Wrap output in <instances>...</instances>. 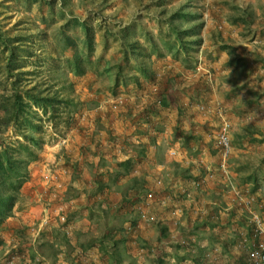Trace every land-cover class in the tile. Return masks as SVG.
<instances>
[{
  "label": "rangeland",
  "instance_id": "1",
  "mask_svg": "<svg viewBox=\"0 0 264 264\" xmlns=\"http://www.w3.org/2000/svg\"><path fill=\"white\" fill-rule=\"evenodd\" d=\"M188 1L0 0V32L6 37L24 38L29 47L32 57L23 52L20 45L16 46L18 61L27 62L23 71L29 74V86L39 85L50 93L62 90L61 95L79 105L75 114H69L70 108L61 106L62 113L56 122L46 118L42 120L43 133L38 135L42 142L41 149L35 148L39 159L30 165L28 180L23 184L13 215L1 230L3 244L0 246V264H12L10 257L14 255L22 258V264H33L32 256L38 257V264H76L81 246L103 236L109 241L112 234L108 232L114 228L121 230L117 237L123 238L125 228L131 224L139 231L138 238L157 249L155 253L149 252L148 258H139L136 264L144 258L146 261H142V264H151L159 254L169 257V254L178 252L184 256L177 247L181 238L179 228L184 229L185 226L182 225L186 224L189 217L186 215L187 219H180L181 222L175 224L177 221L173 222L168 218V209L152 201L149 206L146 203L143 206L151 216L157 217L156 224L149 225L150 223L139 217L136 206L142 204L141 199L146 190L161 200L165 199L164 194L169 191L177 200L179 188L191 177H197L200 169L208 167L206 170L218 174L220 156L217 143L211 136L217 134L220 122L214 114L194 110L187 112V117L183 116L180 130L175 127L174 121L172 124L168 121L167 126L157 123L156 128L161 132L157 137L156 147H147L145 153L140 154L142 147L138 142L142 134L133 135L135 141L138 139L137 143H133L132 139L139 122L131 125L129 130L128 126L117 123L116 115L111 112L114 97L111 90L114 88L116 69L108 74L106 68L115 66L117 60L111 54L119 55L117 52L120 46L114 42L113 37H109L107 42L103 41L101 27L118 31L120 24L126 25L140 20L160 45L159 25L154 19L155 16L164 8L169 11L187 4ZM48 2H52L53 6H49ZM193 4L195 7L192 11L205 16L202 19L205 22L202 50L206 63L204 68L211 72L212 83H207L198 73L187 78L184 68L179 67H174L172 80L175 82L176 78L177 83H182L179 95L184 101L188 97L204 94L198 98L199 103L218 100L227 107L232 143L228 160L230 176L234 186L238 188L244 175H257L261 187L256 194H261L260 200L263 202H257L254 210L262 213L264 72L261 71V66L264 63V40L259 37L261 34L264 37V0H195ZM51 10L54 15L47 23L44 20ZM75 20L86 21L95 37L92 55L81 63L84 73L80 76H76L69 63L72 49L63 52L65 35L77 42L73 49L78 52L82 49L86 36L79 25H72ZM225 47L229 49H224ZM193 54L196 57L197 53ZM7 55L8 51L3 46L0 47V82H4L7 77L4 72ZM86 56L85 52L84 58ZM232 56L242 61L233 73L226 69ZM0 94H3L2 90ZM134 102L141 105L140 99ZM170 103H175L173 95ZM72 120L74 125L70 124ZM131 120L134 121V117L131 116ZM107 127H114L112 132L123 137L126 142L130 140L129 153L116 158L117 155H110L108 149L106 151L102 148L97 156L94 154L95 145L101 142L103 147L105 141L100 140L96 132L99 129L110 131ZM3 129H0V144L3 141H22L12 132L5 134ZM192 132L195 135H190ZM107 134L109 139L114 138L112 133ZM81 146L93 149L88 148L89 150L83 152ZM171 147L180 153L174 160L168 155ZM129 159L132 160L130 169L137 171L139 177L136 181L126 177L117 185L116 173L125 171L123 168L119 170L117 165ZM77 161L82 164L73 169L72 164ZM102 172H109L106 180L111 185L110 192L99 193L95 184ZM217 180L203 192V197L205 195L207 198L226 201L228 208H232L227 212L235 209L249 221L245 210L235 200L227 181L219 182L218 176ZM116 187L123 193L131 188L135 190L123 199L113 192ZM247 219L245 218L246 221ZM157 222L169 227L172 237L170 242L166 243L161 237ZM45 229L48 231L43 233ZM160 239L161 242L158 243ZM126 245L123 250V264L134 263L132 261L136 259L133 250L129 244ZM17 250L20 253L16 254ZM238 251L239 248L236 252ZM89 253L85 257L86 264H91L94 260L92 252ZM194 256L196 258V253ZM220 256L221 261L228 264L239 263L240 255L235 251L227 254L223 252ZM102 263L104 261H100ZM165 264L177 263L166 261Z\"/></svg>",
  "mask_w": 264,
  "mask_h": 264
},
{
  "label": "trees",
  "instance_id": "2",
  "mask_svg": "<svg viewBox=\"0 0 264 264\" xmlns=\"http://www.w3.org/2000/svg\"><path fill=\"white\" fill-rule=\"evenodd\" d=\"M194 1L195 0H189L187 4L177 8H171L169 11L164 8L157 13L154 19L159 25L158 39L160 45L156 43L157 41L154 36L140 20L131 21L126 25L120 24L118 26L120 27L118 31L112 30L110 27H101V30H103V41L107 42L109 37H113L114 42L118 43L120 46L117 52L119 55L115 53L111 54V56L117 60L114 64L115 66H110L106 68V70L107 73L110 74L109 71L116 69L114 88L111 90V94L114 96L112 100L122 97L124 101L118 109H114L112 103L111 112L116 115V122L128 126L129 130L132 128L131 125L139 122V127H136L138 129L134 130L132 134V139H134L133 135L135 133L142 134V136H138L140 138L139 142L138 139L136 141L135 139L133 140V143L138 142L139 145H141L140 154H144L147 147H150V149L156 147L157 137L161 132L156 128L157 123L167 126L169 123L168 121H170V124L174 121L175 127L180 130L181 120L183 116L187 117V112L189 113L195 110L200 113L198 98L204 94L188 97L187 100L184 101L179 95L181 93L182 83H177L176 78L174 79L175 82L172 80L174 67H179L182 69L184 68L183 71L186 73L187 78L193 77L194 74L196 75L198 73L207 83L210 82L209 75L211 72L209 70H207V72L204 68L206 63L203 57L204 51L202 50L204 44L202 31L205 27V22H203L202 19L205 16L192 11L195 7L193 4ZM48 5L53 6L52 2H48ZM167 5L168 4H165V6ZM50 12V15L44 20L47 23H49V20H51V17L54 15L52 10ZM68 25L69 24H67V26ZM72 25H74V27L79 25L83 29L86 38L82 42L83 46L81 51L78 52L75 48L73 49L77 42L65 35L63 38V52L68 51L69 48L72 49L69 63L73 67L76 76H80L84 73L81 68V63L84 59H89L92 55V45L95 37L91 34L92 29L88 26L86 21L79 22V20H75ZM20 38L19 36L6 37L0 32V47L3 46L8 51L4 65V72L7 77L4 82H0V90L3 91V94H0V129L3 127L5 134L12 132L16 137L22 140H17L16 143L3 141L0 144V234L5 222L12 217L14 208L20 199L23 184L29 177L30 165L39 159V154L36 149H41L42 142L39 136L43 133V126L41 125L43 118L56 122L62 113L61 106L65 109L70 108L69 114H75L79 107L73 100L67 98V96L63 94L61 95L60 92L62 90H60V92L57 90V92L50 93L48 90H43L39 85L29 86V80L27 78L29 74L23 71L24 68L27 67V62L20 63L21 61H18V49L16 46L20 45L23 52L30 57L32 56L29 54V47L27 46V42H25L26 40ZM259 38L264 40L262 34ZM162 49L164 51H162ZM224 49L229 48L225 47ZM85 52L87 53L86 58H84ZM193 53H197L196 57L193 56ZM199 58L202 60L203 70L199 68ZM25 61L27 60L25 59ZM241 62L242 61L232 56L227 63L226 69L233 73V71L238 69L239 63ZM262 62H264V60H262ZM261 71L264 72V63H262ZM172 95L175 97L174 104L170 103ZM137 99L141 100L140 106L134 102ZM131 100L132 102H130ZM207 103L210 102H205L204 104ZM250 106L252 107V105ZM40 113L42 115H40ZM131 116L134 117V121L131 120ZM73 120L70 121L72 125L75 124L72 123ZM107 129H110V131L107 130V132H105L104 129H99L96 132L100 140L103 139L105 141L103 147L101 142L95 145L96 149H94V154L97 156L102 148L106 151L109 150L110 155H117L116 158L129 153L130 140L128 139L129 141L126 142L123 137L114 134V132H112L114 127H107ZM219 130L220 129H218V131ZM107 133H112L114 138L109 139ZM190 135L195 134L192 132ZM211 138L216 141V135L211 136ZM88 148L89 146H87V148L81 146L83 152L86 149H93ZM217 150L221 161V152L218 147ZM131 162L132 160L129 159L117 165L119 170H122V168L125 169L124 173L121 171L116 173L117 185H120L126 177H130L135 181L138 179L139 176L137 175V171L133 170V168L130 169L132 167ZM81 164L82 163L77 161L75 164H72V168L76 169ZM197 164H200V162H197ZM228 165L229 171H231L230 164ZM206 169L209 168L207 167ZM206 169H200V174L197 177H191L189 181L185 183L186 185L184 184L179 188L177 200H175V196L169 191L164 194V197L167 199L162 207L168 209V218L171 219V221H176L174 217L175 207L176 209L177 207L180 208L181 220L187 219L185 218L186 215L189 217L188 221L186 220V224L182 225L185 226L184 229L181 230L179 228L181 231V238L178 240L177 247L182 250L181 252L184 256H181L178 252L169 254V257L159 254L156 260H153L152 263L150 262L151 264H165L166 261H174L177 264L179 262L183 264H207L209 263V260L206 259L208 251L212 252V256L216 259L217 264H228L225 261H221L220 258V254L225 252L222 251V246H227L228 244L220 241V236H204V230L206 228L213 229L212 224L213 227L218 226L216 225L219 221L217 216L220 212L222 213L225 208L218 207L216 212L219 213L215 214V212L211 210V205H207V201L210 199L212 201L216 200L206 198L205 195L203 197V192L207 190L209 185L218 181L217 176L220 177L219 182L225 180L224 175L219 171L218 174L214 172L211 173L213 178L209 177V171ZM108 173L109 172H102L100 174V179L95 182L99 189V193L111 191V185L108 180H106V177L109 176ZM239 184L241 185L238 186L237 190L241 195L246 198H254L256 205L259 201L256 192H258L261 187L257 175L254 173L244 175ZM115 189L116 191H114ZM115 189L113 190L115 195L123 199L131 195L132 191L135 190V188H131L129 191L123 193L117 187ZM146 192L148 193L150 191L146 190L143 193L145 194ZM217 200V202H219V199ZM222 202L228 205L226 201ZM137 208L138 206H136V209ZM262 208H264V206ZM233 211H235V209L232 210V212ZM255 212L258 214L263 213L259 212V210H255ZM148 213L151 214L150 212ZM245 213L247 214L246 211ZM149 214L148 216H150ZM234 214V216H237L235 212ZM139 217L141 218L142 215L139 214ZM237 218H239L237 222L242 221L241 223H243L244 220L250 228L248 232L246 230L238 231L240 240H237L239 244L242 239V233L250 237L254 230V226L243 214ZM198 221H201L199 226L198 223H196ZM179 222L181 221L179 220ZM153 224L156 223L153 222L149 225ZM157 224L160 225L159 230L161 237L164 238L166 243L170 242L172 237L169 233V227L158 222ZM200 225H202V227H200ZM46 231L48 230L45 229L43 233ZM120 231L121 230L116 228L111 229L108 232L112 234L109 237V241H106V236H103L86 244V246H81V250L76 258V264H86L85 257L90 255L89 252H92L94 256V260L91 264H100V261H104L102 264H123V250H125L124 246L127 247L126 243L130 245L136 259L132 261L134 263L130 264H136L139 258H148L149 252L155 253L157 251V249L154 248L155 246L145 242L142 238H138L139 231L136 230V226L133 224L125 228L123 238L117 237ZM212 232L214 231L212 230ZM221 233L219 234L221 235ZM160 242L161 239L158 243ZM66 243L67 245L69 244L68 241ZM2 244L3 242L0 236V246ZM17 253H20V251L17 250L16 254ZM194 253L197 255L196 258H194ZM225 253L227 254L229 252ZM236 253L240 255L238 258L239 263L237 264L248 263V255L242 248L239 247V251ZM10 258L12 264L22 261V258L19 256L16 257V255ZM31 258L33 264L40 263L37 256H32ZM193 259L196 262L193 261ZM142 261L145 262L146 259L144 258ZM142 261L138 262V264H142ZM22 263L23 262H21V264Z\"/></svg>",
  "mask_w": 264,
  "mask_h": 264
},
{
  "label": "built area",
  "instance_id": "3",
  "mask_svg": "<svg viewBox=\"0 0 264 264\" xmlns=\"http://www.w3.org/2000/svg\"><path fill=\"white\" fill-rule=\"evenodd\" d=\"M200 59V70H203L202 67V60ZM208 72V71H207ZM209 81L212 83V76L209 75ZM124 98L118 97L115 100H113V108L118 109L119 106L123 104ZM199 110L204 113L214 114L219 124V131L216 134V143L217 147L220 149L221 152V161L218 165V171L221 172L224 175V179L227 181L229 188L232 190L235 200L237 203L242 206V208L247 212V215L249 217V222L254 226V230L250 237H247L244 233H242V239L241 243H239V247L242 248L248 255V263L247 264H264V215L258 214L254 210L255 205V199L252 197H244L241 195V193L237 190V188L234 186V183L230 176V171L228 168V160L232 151V144L229 136L231 124L230 120L228 119V113H227V107H225L221 102L218 100L211 101L207 104H201L199 105ZM169 158L174 159L175 157L179 156V153L177 150L172 148L168 152ZM212 171L209 170V177L213 178ZM161 182L158 183L160 185ZM141 199L142 204L138 206L137 210L139 214L142 215L141 219L142 221H146L148 223H153L156 221V217L148 213L144 209V204L149 206V202L155 201L156 203L163 205L166 202V199L161 200L160 197L157 195H154L150 192H146ZM149 201V202H148ZM141 203V202H140ZM147 214V215H146ZM148 214L150 216H148ZM174 217L176 219V223H180L179 220L181 218V211L180 208L175 207V213ZM206 259L209 260V263L207 264H217L216 259L213 258L212 252L208 251L206 254ZM205 264V263H204Z\"/></svg>",
  "mask_w": 264,
  "mask_h": 264
},
{
  "label": "crops",
  "instance_id": "4",
  "mask_svg": "<svg viewBox=\"0 0 264 264\" xmlns=\"http://www.w3.org/2000/svg\"><path fill=\"white\" fill-rule=\"evenodd\" d=\"M260 197H262V196H261V194L258 193L259 201H260V203H262L263 200H260V199H262ZM206 198H207V196H206ZM217 201L218 200L212 201L210 199L209 201H207V205H209V206L211 205V210L213 212H215V214L219 213V212H216L218 207L219 208L225 207L224 211L222 213L220 212V214L217 216V219H219L218 223H216V225H218L217 227H213V224H212V228L213 229L206 228L204 230L205 236H207V235H212L214 237L220 236V241H222L223 243L228 244L227 246H222L223 250L221 248L220 249L222 251H225V252L233 253V251H235V253H236V250L239 247H237L235 245H238V240H240L238 231L246 230L248 232L250 230V228L248 227V224L245 223L244 220H243V223H241L242 221H240V222L238 221L239 223L237 222V220L239 219L237 217L241 216L242 214L239 215L236 212V210L233 211V212L231 211L230 213L227 212L228 209H232V208H227L229 206L225 205L224 202H222L220 200H219V202H217ZM261 210H262V208H261ZM234 212L236 213L237 216H234L235 215ZM196 223H198V226H199V223H201V221H198ZM200 227H202V225H200ZM212 230L214 232H212ZM234 232H236V233H234ZM219 233H221V235ZM239 243H241V242H239Z\"/></svg>",
  "mask_w": 264,
  "mask_h": 264
}]
</instances>
